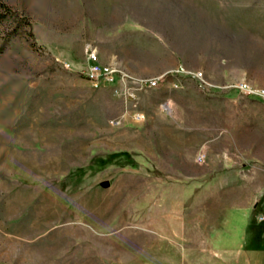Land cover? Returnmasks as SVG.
I'll return each instance as SVG.
<instances>
[{
	"label": "rangeland",
	"instance_id": "rangeland-1",
	"mask_svg": "<svg viewBox=\"0 0 264 264\" xmlns=\"http://www.w3.org/2000/svg\"><path fill=\"white\" fill-rule=\"evenodd\" d=\"M0 3V264H264V0Z\"/></svg>",
	"mask_w": 264,
	"mask_h": 264
},
{
	"label": "built area",
	"instance_id": "built-area-1",
	"mask_svg": "<svg viewBox=\"0 0 264 264\" xmlns=\"http://www.w3.org/2000/svg\"><path fill=\"white\" fill-rule=\"evenodd\" d=\"M86 58H87V68L84 70L85 77L94 83H107V84H115L121 81H125L128 79V76L119 70L118 68H115L114 66H104L101 63H99L96 51L92 48L86 49ZM174 75L178 76H185L193 79L199 80L201 84V73L200 72H191L184 68H179L174 71ZM160 83L159 78H154L151 80L146 81H140L141 86H146L148 88L156 87ZM176 86V85H174ZM232 87L236 88L243 94L249 95V96H262L264 95V90L261 89H255L252 86H250L247 83H238L233 85ZM198 160H201V156L198 157Z\"/></svg>",
	"mask_w": 264,
	"mask_h": 264
},
{
	"label": "crops",
	"instance_id": "crops-1",
	"mask_svg": "<svg viewBox=\"0 0 264 264\" xmlns=\"http://www.w3.org/2000/svg\"><path fill=\"white\" fill-rule=\"evenodd\" d=\"M260 197V194H257L253 199L254 202H252V199L249 198H244V213H242L240 216H238V218H240V222H239V230H243V238H242V242L240 244V252L244 249V243L246 241V229L249 227V223L252 219L260 221V220H264V208H262V214L259 213H250L251 210V206L256 205V201L257 199ZM251 204V205H250ZM256 209V208H255ZM253 220V221H254ZM256 223V221H255ZM237 230V228H236ZM253 236L257 241H260L262 238H264V230H253ZM244 264H246V262H244Z\"/></svg>",
	"mask_w": 264,
	"mask_h": 264
},
{
	"label": "trees",
	"instance_id": "trees-1",
	"mask_svg": "<svg viewBox=\"0 0 264 264\" xmlns=\"http://www.w3.org/2000/svg\"><path fill=\"white\" fill-rule=\"evenodd\" d=\"M0 8L2 9V11H4V12L0 13V20H1L2 18H4L6 14H10V15H12L11 12H10V10H9V8H8L5 4L0 3ZM30 29H31V28H30ZM29 31H30V30H29ZM30 33H31V31H30ZM124 155H126V154H124Z\"/></svg>",
	"mask_w": 264,
	"mask_h": 264
},
{
	"label": "water",
	"instance_id": "water-1",
	"mask_svg": "<svg viewBox=\"0 0 264 264\" xmlns=\"http://www.w3.org/2000/svg\"><path fill=\"white\" fill-rule=\"evenodd\" d=\"M102 186L107 187L108 186V182H103Z\"/></svg>",
	"mask_w": 264,
	"mask_h": 264
}]
</instances>
